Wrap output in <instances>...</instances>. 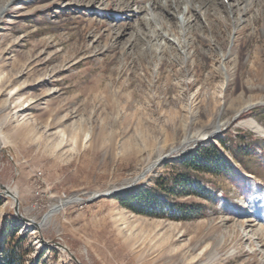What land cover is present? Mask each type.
<instances>
[{
  "label": "rangeland",
  "instance_id": "1",
  "mask_svg": "<svg viewBox=\"0 0 264 264\" xmlns=\"http://www.w3.org/2000/svg\"><path fill=\"white\" fill-rule=\"evenodd\" d=\"M199 143L247 181L197 175L192 220L106 195ZM0 186L36 224L0 188V264H264V0H0Z\"/></svg>",
  "mask_w": 264,
  "mask_h": 264
},
{
  "label": "trees",
  "instance_id": "2",
  "mask_svg": "<svg viewBox=\"0 0 264 264\" xmlns=\"http://www.w3.org/2000/svg\"><path fill=\"white\" fill-rule=\"evenodd\" d=\"M172 162L178 163L183 171L176 170L168 178H156L151 188L133 187L124 190L114 196L115 200L136 215L180 222L192 220L200 212L195 204L174 200L179 191L202 199L212 198L211 192L202 186L197 175L222 173L237 185H244L247 181L212 143H199L193 150L175 157ZM2 256L5 264H24L13 248L2 253Z\"/></svg>",
  "mask_w": 264,
  "mask_h": 264
},
{
  "label": "bare ground",
  "instance_id": "3",
  "mask_svg": "<svg viewBox=\"0 0 264 264\" xmlns=\"http://www.w3.org/2000/svg\"><path fill=\"white\" fill-rule=\"evenodd\" d=\"M117 1V0H116ZM246 3V2H245ZM245 7H247V5H245ZM248 8V7H247ZM248 10V9H247ZM247 13V12H246ZM246 110V109H245ZM244 110V111H245ZM248 125L250 126V128H252V129H254V130H256V131H261L260 130V128H259V126H257V124L254 122V120H252V119H249L248 121ZM220 130V126L219 125H216L215 127H214V129L212 130V132H211V134H210V136H213L212 134H215V133H217L218 131ZM205 135V134H204ZM208 136V135H207ZM206 136V137H207ZM205 137V136H204ZM205 137V138H206ZM11 197H13V198H16V195H15V193L14 192H10V194H9ZM8 195V196H9ZM9 196V197H10ZM249 201H250V203H255V202H257L258 200H257V192H254L251 196H250V198H249ZM57 209V208H56ZM53 212H55V209L54 208H52L51 209V212H49L48 213V215H46L42 220H41V222H40V224L38 225V226H42L43 224H46L47 222H48V220L50 219V216L52 215V213ZM32 222V221H31Z\"/></svg>",
  "mask_w": 264,
  "mask_h": 264
},
{
  "label": "water",
  "instance_id": "4",
  "mask_svg": "<svg viewBox=\"0 0 264 264\" xmlns=\"http://www.w3.org/2000/svg\"><path fill=\"white\" fill-rule=\"evenodd\" d=\"M0 188L3 190V194H5V195H7V196L10 194V192L7 191L3 186H0ZM120 192H121V191L109 192V193H107L106 195H116V194H118V193H120ZM9 196H10V195H9ZM10 198H12L13 201H14V203H15V206H14V213H15V215H16L17 217L21 218V220L24 221V222H29V223H31L32 225H36L34 222L28 221V220H26L25 218H23L22 216H20V215L18 214V202H17V199H16V198H13V197H11V196H10ZM37 226H38V225H37ZM41 242L44 243L43 240H41ZM56 246H57L58 248L64 250L65 252H67V250H66L64 247H61V246L58 245V244H57ZM70 257H71L72 260H74L75 262H77V260H76L73 256H70ZM78 264H79V263H78Z\"/></svg>",
  "mask_w": 264,
  "mask_h": 264
}]
</instances>
